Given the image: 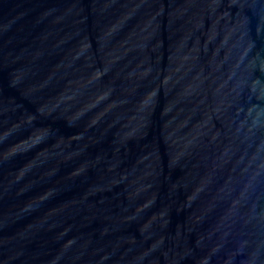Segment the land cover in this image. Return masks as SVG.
Here are the masks:
<instances>
[{"label":"water","instance_id":"1","mask_svg":"<svg viewBox=\"0 0 264 264\" xmlns=\"http://www.w3.org/2000/svg\"><path fill=\"white\" fill-rule=\"evenodd\" d=\"M0 264H264V0H0Z\"/></svg>","mask_w":264,"mask_h":264}]
</instances>
